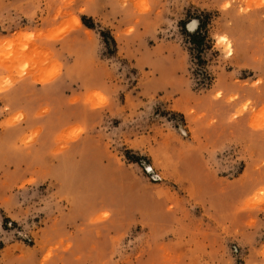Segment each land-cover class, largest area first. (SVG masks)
<instances>
[{
	"label": "rangeland",
	"instance_id": "1",
	"mask_svg": "<svg viewBox=\"0 0 264 264\" xmlns=\"http://www.w3.org/2000/svg\"><path fill=\"white\" fill-rule=\"evenodd\" d=\"M0 264H264V0H0Z\"/></svg>",
	"mask_w": 264,
	"mask_h": 264
},
{
	"label": "snow or ice",
	"instance_id": "2",
	"mask_svg": "<svg viewBox=\"0 0 264 264\" xmlns=\"http://www.w3.org/2000/svg\"><path fill=\"white\" fill-rule=\"evenodd\" d=\"M226 7H227V5H226ZM77 23H79V21H77ZM50 39L55 40L56 39V36L53 35V36L50 37ZM56 72H57V70L56 69H53V71L48 74L49 77H54L56 75ZM17 119H19V117H17Z\"/></svg>",
	"mask_w": 264,
	"mask_h": 264
},
{
	"label": "clouds",
	"instance_id": "3",
	"mask_svg": "<svg viewBox=\"0 0 264 264\" xmlns=\"http://www.w3.org/2000/svg\"><path fill=\"white\" fill-rule=\"evenodd\" d=\"M95 95L100 98L102 103H106L107 102V98L102 96L100 93H96Z\"/></svg>",
	"mask_w": 264,
	"mask_h": 264
},
{
	"label": "bare ground",
	"instance_id": "4",
	"mask_svg": "<svg viewBox=\"0 0 264 264\" xmlns=\"http://www.w3.org/2000/svg\"><path fill=\"white\" fill-rule=\"evenodd\" d=\"M193 25H191V27H192Z\"/></svg>",
	"mask_w": 264,
	"mask_h": 264
}]
</instances>
